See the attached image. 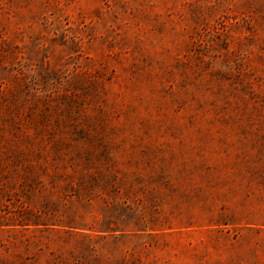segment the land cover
<instances>
[{"label": "rangeland", "instance_id": "rangeland-1", "mask_svg": "<svg viewBox=\"0 0 264 264\" xmlns=\"http://www.w3.org/2000/svg\"><path fill=\"white\" fill-rule=\"evenodd\" d=\"M0 264H264V0H0Z\"/></svg>", "mask_w": 264, "mask_h": 264}]
</instances>
